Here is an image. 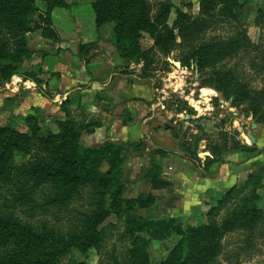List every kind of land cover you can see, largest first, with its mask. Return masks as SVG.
Masks as SVG:
<instances>
[{
    "label": "rangeland",
    "instance_id": "obj_1",
    "mask_svg": "<svg viewBox=\"0 0 264 264\" xmlns=\"http://www.w3.org/2000/svg\"><path fill=\"white\" fill-rule=\"evenodd\" d=\"M59 1L37 0L38 12L12 17L31 23L27 45L10 40L9 59L0 60V129L11 127L26 137L30 151L18 154L19 163L33 159L56 169L75 144L114 143L126 148L127 157L125 189L99 227L100 244L86 253L74 250L61 264L74 258L87 264H170L166 258L180 224L208 228L199 240L202 257L189 264H264V169L254 168L240 185L217 194H208L206 185L196 194L194 185L212 175L206 167L210 155L221 167L232 149L253 157L264 149V0H63L62 6ZM45 15L51 26L43 22ZM119 16L123 43L139 39L141 48L127 58L117 49ZM10 21L0 22L6 39ZM205 46L207 65L183 63ZM58 60L68 69L51 70L47 79L45 65ZM95 62L101 68L92 75L101 83L96 90L78 89L66 98L59 86L54 94L60 78L73 80L84 64L96 69ZM100 73L115 74L116 91L104 85ZM208 78L221 90L203 87ZM90 80L67 89H85ZM96 173H87L70 195L69 185L57 180L20 191L0 183V207L16 204L24 220L71 236L108 206ZM248 196L260 197L262 215L253 225L250 216H242ZM141 218H171L174 224L171 233L162 225L137 231ZM34 249L39 254L40 248Z\"/></svg>",
    "mask_w": 264,
    "mask_h": 264
},
{
    "label": "trees",
    "instance_id": "obj_2",
    "mask_svg": "<svg viewBox=\"0 0 264 264\" xmlns=\"http://www.w3.org/2000/svg\"><path fill=\"white\" fill-rule=\"evenodd\" d=\"M63 3V0L59 1V5L62 6ZM38 11L37 0H0V22L11 19L6 24L9 27L11 37L8 39L3 38L2 32H0V60L6 61L9 59L8 47L10 40L14 41L13 44L17 46L27 45L25 33L29 31V23L31 22L20 19L15 20L12 17ZM120 17H117L118 26L115 27L117 49L122 57L127 58L138 53L141 48L139 39L132 44L123 43L120 35L121 29L119 28L121 26ZM43 22L48 24L47 26H51L49 16L45 15ZM207 49L208 46L197 49L192 55L183 58V63L187 66L194 64L198 68H202V66L208 64L204 55ZM214 82L213 78H208L202 82V86L214 87L218 90L219 88L214 86ZM244 90L247 89L245 87L240 89V91ZM251 100L253 99L251 98ZM243 112L247 113V109ZM29 149L27 139L22 133L11 127L0 129V183L9 184L20 191L21 187L29 185L37 187L47 179L57 180L69 185L66 193L70 195L74 185L86 178V175L89 176L87 173L97 171L95 180L99 187L106 189L108 206L104 204L93 216L89 217V227L87 229L83 224L74 232L75 234L68 237L55 233L54 230L45 225H35L24 220L17 213L16 204L0 207V264H61L63 259L70 256L74 250L86 253L88 249L97 247L100 244L102 235H100L99 227L109 218L113 212L112 210L116 209L125 189L123 178L124 164L127 159L126 148L114 143L87 148L75 144L73 152L70 154L65 153L61 158L62 165L56 169L40 166L39 162L33 159L24 163L17 162L18 154L26 156L30 151ZM225 149L227 148H216L218 153L223 152ZM243 149L246 150V148ZM249 149L252 148H248V151ZM218 160L217 157L209 158V164L206 167H211ZM104 165H107L108 168L102 171ZM52 177H57V179ZM244 186L246 187V185ZM258 186L260 185L258 184ZM244 189L236 188L238 194L243 193ZM230 194H232L231 190L225 193L224 198H227ZM259 198L248 196L245 199L248 200L247 204L243 205L242 216L244 218L250 216L251 225L262 215V210L257 206ZM13 201L17 202L19 198L15 197ZM139 221L141 223L137 231H155L158 229V225H162L165 231L171 233V227L174 224V220L171 218L159 221L141 218ZM175 230L178 240L169 251L166 258L167 262L170 264H189L192 261H198L203 255L199 240L205 235L208 228L180 224ZM35 246L40 248L39 254L34 253ZM68 264L87 263L84 260L74 258L69 260Z\"/></svg>",
    "mask_w": 264,
    "mask_h": 264
},
{
    "label": "crops",
    "instance_id": "obj_3",
    "mask_svg": "<svg viewBox=\"0 0 264 264\" xmlns=\"http://www.w3.org/2000/svg\"><path fill=\"white\" fill-rule=\"evenodd\" d=\"M57 28L61 29L60 26L54 25ZM74 31V30H73ZM88 37L85 38V40L87 41ZM98 44V43H97ZM61 60H58L57 62H53L50 61V65H45V68L47 69V79L48 77L50 78L51 76V70L53 71H57V70H67V64H62ZM67 63V62H64ZM109 63V62H108ZM54 65V67H51V65ZM60 66H59V65ZM93 64V63H92ZM92 64H87V66H85L86 64H84L81 68V64L79 65L81 68V71L79 73H76L75 75H77L73 80L71 79H67L66 78H60L58 81V86H54L53 92L54 94L56 93L57 88L63 87L62 93H67V97L71 95V93H73V91L75 90H83L82 94L85 93L84 91L86 90H90L91 89L94 91L96 90V88L94 86H96L97 84H101L98 79H96V77H93L92 75H96L95 72H100L101 68H100V64H98V62H95V66L96 69H89V66L92 67ZM89 70V71H88ZM84 71H86L87 73H85ZM94 72L93 74L91 73ZM103 74V72H102ZM99 77L103 78L104 81V85L110 86L111 91H116V86H118L120 84V80L118 81V79L114 80V76L115 74L112 73L110 76L108 77H102L101 73L98 74ZM91 78L90 83L87 85L88 87L85 89L81 88V87H77L75 89H67V87H69V85H72V87L76 86L74 84H76L77 82H85L83 80H86ZM47 84V86H49V84L51 83L50 80H47L45 82ZM116 84V85H114ZM91 86V87H89ZM81 92V91H80ZM94 96L93 98L95 99V97H97L96 92H93ZM119 99V94L117 93L116 96ZM71 99V98H70ZM58 101V100H57ZM93 104H95V102H93ZM140 132V131H139ZM139 132H136V134H138ZM264 141V140H263ZM258 148H260L258 146ZM261 153L259 155H256L255 157H253L254 155H246V153H244L245 151H243L242 149L240 150H231L228 153H226V155L224 156V160H226L225 164H222L221 167H218L217 165H212V167H209V170L212 172L211 176H206L204 178H199L194 182V185L196 187V194L199 191H202V187L203 186H207L208 188V194L213 193L214 191H227L229 188H233L236 185H240L243 180L246 179V176L248 174L249 171L253 170L254 168L256 169H260V171L262 172L264 169V149H261ZM210 155V154H209ZM210 157L213 159L214 156L210 155ZM262 189H264V187H262ZM261 190V189H260ZM219 192H214V194H217ZM261 199H262V203L264 204V194H261ZM260 199V200H261Z\"/></svg>",
    "mask_w": 264,
    "mask_h": 264
},
{
    "label": "built area",
    "instance_id": "obj_4",
    "mask_svg": "<svg viewBox=\"0 0 264 264\" xmlns=\"http://www.w3.org/2000/svg\"><path fill=\"white\" fill-rule=\"evenodd\" d=\"M22 80H20V79H18V81L17 82H21Z\"/></svg>",
    "mask_w": 264,
    "mask_h": 264
},
{
    "label": "water",
    "instance_id": "obj_5",
    "mask_svg": "<svg viewBox=\"0 0 264 264\" xmlns=\"http://www.w3.org/2000/svg\"><path fill=\"white\" fill-rule=\"evenodd\" d=\"M207 100H211V98H207ZM196 107V106H195Z\"/></svg>",
    "mask_w": 264,
    "mask_h": 264
}]
</instances>
